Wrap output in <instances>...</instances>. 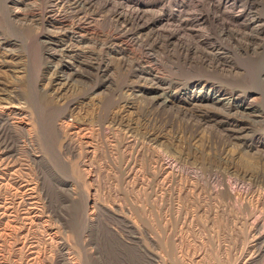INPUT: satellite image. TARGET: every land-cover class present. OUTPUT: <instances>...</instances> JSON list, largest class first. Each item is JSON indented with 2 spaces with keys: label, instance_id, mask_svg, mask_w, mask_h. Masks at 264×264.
Returning <instances> with one entry per match:
<instances>
[{
  "label": "rangeland",
  "instance_id": "obj_1",
  "mask_svg": "<svg viewBox=\"0 0 264 264\" xmlns=\"http://www.w3.org/2000/svg\"><path fill=\"white\" fill-rule=\"evenodd\" d=\"M107 1L183 47L106 23L85 44L101 69L59 89L56 29L0 0V264H264V0ZM214 93L233 108L193 106Z\"/></svg>",
  "mask_w": 264,
  "mask_h": 264
},
{
  "label": "bare ground",
  "instance_id": "obj_2",
  "mask_svg": "<svg viewBox=\"0 0 264 264\" xmlns=\"http://www.w3.org/2000/svg\"><path fill=\"white\" fill-rule=\"evenodd\" d=\"M25 1H31V0H13V4L7 8V13L9 15V17L12 18L11 20H13V23L15 25H21V26L26 24V23H29V24L31 23V25H33V24L37 25L36 24L37 21H39L40 19H43V18L46 19L45 20V24L47 26H49V27H52L53 29H56L57 31L55 30L53 33H54L55 36L58 37L56 39H61V41H62V43L60 44L59 50L53 52L52 57L53 56H58V55H55V54L57 52H60L61 54H59V53L58 54H59V57L61 59H65L67 57L71 58V61H64L63 60L64 63L61 66H55V65L51 66L50 65L49 67H47V69L49 71H51L52 76L53 75L56 76V74H59L58 77H55L56 78L55 81H58L57 83H55V86L59 87V89L61 87H64L65 85L69 84V82L72 79L76 81L75 78H81L83 75L93 72L92 70L95 71V70H98V69L100 70L101 69L97 65H96V68H95V62L92 63V59L90 58V56L93 54V52L91 51L90 47H88L85 44H87V43H89L91 41H94V39H96L99 36V32L97 31V28L99 26L101 27L102 25H105L106 23L108 24V23L113 22V23L119 24L118 25L119 29L117 27H116L117 30H116V28L114 29L116 31H119L118 33H116V32L115 33H113V32L110 33L109 32V33L118 40L119 44H122L123 46H128L127 42H128L129 39H128V34H126V33H127V31L129 29H131V30L133 29L134 32H133L132 35H136V34L137 35L138 34L141 35L140 32L141 33L142 32H145V33L148 32L149 33V38L151 37V42L152 43H156L157 41L158 42L160 41V42H163L166 45V44H170V43H175L176 42L175 46H177L180 49L183 47V44L181 42H179L178 39L175 37V33L176 32H171V33L169 32V33H165L164 35L162 34L163 35L162 38L159 39V32L156 30L158 28V26H157L158 25V21L155 20V18H153V17L152 18L151 17H147L146 18L145 15H144L145 12H140L139 10H129V9L125 8V7L124 8L123 7L122 8H120V7L119 8H114V10H111L112 7L110 9H108L107 6H109V2L107 0H40L41 1L40 5H38V6L33 5L34 8H31L29 6L31 9L29 10V8H28V11L24 12L23 8L18 6V3L19 2L23 3ZM64 2H68L69 7H65L64 6ZM24 5H25V3H24ZM38 24H39V22H38ZM155 26H157L156 29H154ZM224 26H225V24H223L222 27L224 28ZM34 27H36V26H34ZM112 27H114V26H112ZM38 29H39V27H38ZM110 30L112 31V29H110ZM105 32H106V30H105ZM105 34H103V35H105ZM73 40H75L76 44H73V42H74ZM83 42H84L83 45H85V46H81L80 45ZM140 42H142V41H140ZM46 45H49V44L46 43ZM100 45H101V43H100ZM140 45L141 44H139L138 46L140 47ZM173 46L174 45H172V47ZM255 47H257V46H255ZM184 48H186L185 51H189L190 47L184 46ZM258 49H256V50H258ZM140 50L141 49H139V53H137V54H140ZM253 50H254V47H253ZM47 51H48V49H47ZM137 52H138V50H137ZM48 53H49V51H48ZM131 53L134 54L133 52H131ZM195 53H197V52H195ZM253 53H255V51H253ZM137 54H134V55H137ZM134 55H133V57L129 55L128 58L131 57V59H132V58H134ZM150 55L151 54H149L147 52H143V53H141L139 58H144L143 60L146 61V59L151 58L152 55L151 56ZM184 59H186V55H184ZM128 60L129 59H127V61ZM130 62H131V60H130ZM183 62H184L185 65H189V66L194 63V61L192 59H186V60H183ZM203 62H199V64L204 65ZM73 64H75V65H73ZM127 67H129V66L127 65ZM225 73L231 74V73H233V71L230 68ZM261 78L264 80V72L261 74ZM158 90H160V89H158ZM57 91H59V90H57ZM156 93L157 94L151 100H149L150 101V106H152V107L153 106H157V109H158V107L167 106V103L169 101L167 102L165 95L163 93H158V92H156ZM135 97L137 98V96H135ZM217 105L218 106L221 105L225 109L233 108V106H232L231 102L229 101V99L226 98L221 93H214L213 95H207L206 97L201 98V100H199L198 103H193V106H196L198 108H214ZM243 109L246 110L248 108H243ZM241 112H242L243 116H244L243 113L246 114V112H243V110ZM251 113H253V112H251ZM245 117H247V116H245ZM236 118L239 119L240 117L239 118L236 117ZM235 119H233V122H235V126L232 127L231 128L232 130H230V131H231V136H233L234 138L238 139V138H241L242 135H243V131H244L243 127L244 126L242 127L240 119H239L240 121H238V120L236 121ZM248 121H250V120L248 119ZM58 125L59 124H57V126ZM54 127H56V126H54ZM262 154H264V152H262ZM260 156L261 155H259V157ZM262 156H261V158H262ZM213 178L214 177L212 176L211 179H213ZM255 179H256V177H255ZM261 181H262V179H261ZM253 223H254L253 231L256 232V234L258 233L259 237L263 238L264 237V219L258 220V218H256V219H254Z\"/></svg>",
  "mask_w": 264,
  "mask_h": 264
}]
</instances>
